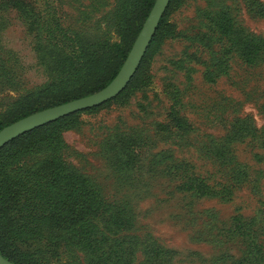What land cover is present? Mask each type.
<instances>
[{"label": "trees", "instance_id": "16d2710c", "mask_svg": "<svg viewBox=\"0 0 264 264\" xmlns=\"http://www.w3.org/2000/svg\"><path fill=\"white\" fill-rule=\"evenodd\" d=\"M61 1H66L75 13L43 14L26 0L10 2L29 22L39 64L48 80L23 89L20 78L11 74L7 61L0 56L2 82L21 91L0 111V130L34 112L107 86L122 67L156 2L115 0L112 5L110 0ZM176 1L170 2L141 65L118 97L137 85L151 50L158 49L168 36L179 35L168 18ZM256 2L247 0L246 4ZM260 14L264 16V5ZM197 34L208 54L204 64L207 79L212 82L226 73L233 54L238 53L249 64L264 56V39L237 25L234 6L227 1L201 10ZM217 44L221 52L216 50ZM178 104L173 101L170 127L164 126L163 130L186 135L193 126L179 115ZM83 111L29 130L0 149V253L18 264H133L138 252L143 253L142 264L163 263L164 249L133 232L130 206L103 209L100 186L72 163L64 132L78 124V115ZM122 136L107 137L104 146L114 173L127 176L132 172L138 147ZM247 136L234 128L230 136L209 150L222 166L228 167L215 181L197 174L188 161L175 162L171 170L182 181L180 189L231 200L234 190L249 177L247 167L236 163L232 151L233 143ZM243 218L235 216L225 233L237 253L228 254L216 264H263L262 234Z\"/></svg>", "mask_w": 264, "mask_h": 264}, {"label": "rangeland", "instance_id": "374dc122", "mask_svg": "<svg viewBox=\"0 0 264 264\" xmlns=\"http://www.w3.org/2000/svg\"><path fill=\"white\" fill-rule=\"evenodd\" d=\"M26 1L43 14L75 13L66 1ZM220 1L233 4L239 27L264 39V16L260 14L264 0L251 6L247 0L176 1L168 18L179 35L168 36L158 49L151 50L137 85L96 109H83L78 124L64 132L72 163L100 186L103 209L129 205L133 232L166 252L160 264H216L237 253L225 237L237 215L262 234L264 251V56L249 64L235 53L226 73L213 82L207 79L204 63L208 54L198 39L197 25L201 10ZM10 2L0 0V56L7 61L11 74L20 78V87L34 88L45 83L48 75L39 64L29 22ZM215 48L222 51L219 44ZM2 79L3 112L21 91ZM173 101L179 102V115L193 126L186 135L163 130L170 127ZM234 128L248 135L233 143L232 150L236 163L247 167V180L234 190L229 201L183 192L181 179L171 170L175 162L188 161L197 174L213 181L220 179L228 167L209 150L230 136ZM116 134L138 147L127 176L114 173L106 159L104 142ZM143 258L138 252L133 264H142Z\"/></svg>", "mask_w": 264, "mask_h": 264}, {"label": "water", "instance_id": "95a60500", "mask_svg": "<svg viewBox=\"0 0 264 264\" xmlns=\"http://www.w3.org/2000/svg\"><path fill=\"white\" fill-rule=\"evenodd\" d=\"M171 0H156L126 60L114 79L103 89L27 115L0 130V149L25 132L68 114L101 105L119 95L138 70ZM0 264H18L0 253Z\"/></svg>", "mask_w": 264, "mask_h": 264}]
</instances>
